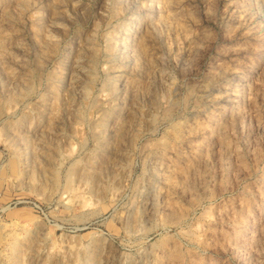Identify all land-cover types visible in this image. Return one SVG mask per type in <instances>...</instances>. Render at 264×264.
I'll return each instance as SVG.
<instances>
[{
  "label": "rangeland",
  "instance_id": "rangeland-1",
  "mask_svg": "<svg viewBox=\"0 0 264 264\" xmlns=\"http://www.w3.org/2000/svg\"><path fill=\"white\" fill-rule=\"evenodd\" d=\"M0 264H264V0H0Z\"/></svg>",
  "mask_w": 264,
  "mask_h": 264
},
{
  "label": "bare ground",
  "instance_id": "bare-ground-1",
  "mask_svg": "<svg viewBox=\"0 0 264 264\" xmlns=\"http://www.w3.org/2000/svg\"><path fill=\"white\" fill-rule=\"evenodd\" d=\"M135 218H137V217H135ZM141 225V224H140Z\"/></svg>",
  "mask_w": 264,
  "mask_h": 264
}]
</instances>
